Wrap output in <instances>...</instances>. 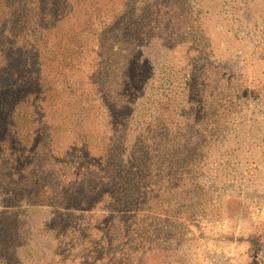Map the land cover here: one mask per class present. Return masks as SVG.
Masks as SVG:
<instances>
[{"label": "rangeland", "instance_id": "obj_1", "mask_svg": "<svg viewBox=\"0 0 264 264\" xmlns=\"http://www.w3.org/2000/svg\"><path fill=\"white\" fill-rule=\"evenodd\" d=\"M22 1L27 8L7 16L0 26V136L10 121L15 98L28 92L36 80L35 47L27 38L34 33L28 22L41 18L35 12L37 6L33 7L37 0ZM127 1L126 53L118 58L122 61L115 69L108 67L98 75L107 102L115 109L110 111L114 122L124 126L119 131L123 143L128 138L140 142L146 134L129 123L142 113L156 80L155 55L147 53L152 43L157 44L159 61L172 66L201 69L209 61H226L227 93L243 106L227 109L226 125L218 127L202 124L207 115L195 117L198 105L191 109L192 180L165 161L186 143L183 131L170 118L162 129L178 132L162 134L159 146L148 145L156 157L153 165L133 172L116 167L110 171V185L122 203L108 213V233L117 244L104 258L89 262L79 236L61 245L43 230L48 220L57 236L67 223L76 221L78 211L92 210L85 199L75 208L56 195L50 212L39 204L0 207V260L5 258L9 264H264V0H198L186 8L182 0ZM177 34L185 37L179 46L172 41ZM107 37L115 39L113 33ZM197 99L202 105L201 97ZM39 115L41 146L46 116ZM200 132L205 133L203 142ZM47 157L42 154L35 161V171L46 176L45 181L56 178ZM92 176L89 194L101 196L107 188L100 176ZM116 177L121 180H113ZM128 212L143 218L130 224L128 237L121 240ZM18 227L23 234L18 235Z\"/></svg>", "mask_w": 264, "mask_h": 264}, {"label": "trees", "instance_id": "obj_2", "mask_svg": "<svg viewBox=\"0 0 264 264\" xmlns=\"http://www.w3.org/2000/svg\"><path fill=\"white\" fill-rule=\"evenodd\" d=\"M191 1L198 0H182V7L190 6ZM127 4V0L34 2L33 7L37 6L35 12L41 19L29 20L34 34L26 35H30L27 38L35 47L32 58L36 67L35 84L15 98L10 121L0 136V207L39 204L50 212L49 207L56 195L65 201L62 203L66 206L75 208L81 207L85 199L92 210L78 211L76 221L67 223L57 236L48 220L43 230L61 245L79 236L89 262L104 258L117 244L106 226L109 211L117 210L122 203L110 185V171L116 167L133 172L137 168H146L148 164L153 165L156 157L148 145L159 146L162 134L178 132L176 129H162L170 118L183 131L182 138L186 143L176 156L166 157L165 161L187 180H192L191 109L198 105L199 110L193 111L195 117L207 115L202 124L218 127L226 125L224 112L227 109L234 111L237 106H243L227 93L226 61H209V66L204 64L201 69L197 65L172 66L159 61L157 44L152 43L147 53L155 55L156 80L149 87L151 95L145 97L142 113H137L136 122L130 120L129 123L136 125V129L143 128L146 134L140 142L128 138L123 143L119 131L124 126L114 122L110 111L115 109L107 102L105 87L98 75L108 71V67L115 69L116 63L122 61L118 58L126 53L124 38L128 36L129 27L124 14ZM26 8L27 4L22 0H0V26L9 19L7 16ZM111 33L115 35L112 41L107 37ZM173 40L179 46L185 37L177 34ZM75 87L79 89L74 90ZM199 96L203 106L197 99ZM251 99L255 101L256 96ZM39 114L46 116V135L41 146L39 128L42 117ZM199 136L203 142L205 133L200 132ZM42 154L48 156L56 178L45 181L47 177L35 171V161ZM135 161L139 164H133ZM91 174L100 176L107 188L101 196L89 194L93 186ZM117 179L121 180V177L113 180ZM87 180L89 185L85 186ZM162 197L160 194L159 198ZM128 205L123 211H128ZM128 213V224L121 232V240L128 237L125 234L130 224L143 218V214ZM21 231L18 227V235L23 234ZM225 236L230 241L235 239L234 235ZM155 254L154 248L151 257ZM0 263L9 264V261L3 258Z\"/></svg>", "mask_w": 264, "mask_h": 264}]
</instances>
